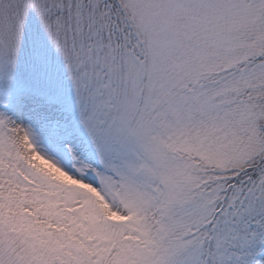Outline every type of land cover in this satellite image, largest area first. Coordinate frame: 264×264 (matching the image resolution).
I'll return each mask as SVG.
<instances>
[{"label":"snow or ice","instance_id":"obj_1","mask_svg":"<svg viewBox=\"0 0 264 264\" xmlns=\"http://www.w3.org/2000/svg\"><path fill=\"white\" fill-rule=\"evenodd\" d=\"M0 264H264V0H0Z\"/></svg>","mask_w":264,"mask_h":264}]
</instances>
